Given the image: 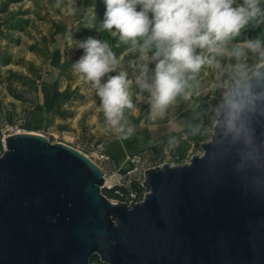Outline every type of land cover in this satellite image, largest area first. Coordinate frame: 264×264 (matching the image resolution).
<instances>
[{
	"label": "water",
	"instance_id": "water-1",
	"mask_svg": "<svg viewBox=\"0 0 264 264\" xmlns=\"http://www.w3.org/2000/svg\"><path fill=\"white\" fill-rule=\"evenodd\" d=\"M257 72L224 96L203 153L149 169L148 194L131 207L103 194L102 169L80 151L10 135L0 156V264H264Z\"/></svg>",
	"mask_w": 264,
	"mask_h": 264
},
{
	"label": "rangeland",
	"instance_id": "rangeland-1",
	"mask_svg": "<svg viewBox=\"0 0 264 264\" xmlns=\"http://www.w3.org/2000/svg\"><path fill=\"white\" fill-rule=\"evenodd\" d=\"M104 11V0H0V136L6 130L39 134L89 157L104 142L116 163L139 157L152 168L189 164L211 140L224 96L257 70L236 79L227 69L231 61L218 57L220 67L202 66L186 94L155 119L133 87L135 110L126 115L135 130L128 137L117 136L97 111L95 90L72 68L83 53L76 40L89 35L107 39L122 56L120 66L128 67L127 45L100 24ZM262 32L264 24L250 25L237 39ZM247 62L257 61L250 55ZM4 151L0 141V156ZM91 263L104 264L100 256Z\"/></svg>",
	"mask_w": 264,
	"mask_h": 264
},
{
	"label": "clouds",
	"instance_id": "clouds-1",
	"mask_svg": "<svg viewBox=\"0 0 264 264\" xmlns=\"http://www.w3.org/2000/svg\"><path fill=\"white\" fill-rule=\"evenodd\" d=\"M104 4L100 24L127 45L128 67L120 66L122 56L107 39L89 35L76 40L75 47L83 53L72 68L95 90L97 111L117 136L128 137L135 130L126 115V110H135L133 87L155 119L186 94L202 66L220 67L218 57L231 61L227 69L236 79L257 69L264 78V32L237 39L250 25L264 24L261 0H104ZM92 15L96 17L95 10ZM250 55L255 64L247 62ZM237 105L239 99L233 97L230 106Z\"/></svg>",
	"mask_w": 264,
	"mask_h": 264
},
{
	"label": "built area",
	"instance_id": "built-area-1",
	"mask_svg": "<svg viewBox=\"0 0 264 264\" xmlns=\"http://www.w3.org/2000/svg\"><path fill=\"white\" fill-rule=\"evenodd\" d=\"M17 129V128H16ZM22 133L19 130H6L2 132L0 141L6 148V139L13 134ZM87 156V155H86ZM96 163L104 173L103 194L114 204H126L131 207L144 201L148 194L146 187V172L149 167L141 158H128L122 163H116L107 153L106 145L100 143L93 149L91 157L87 156ZM107 193H112L109 197Z\"/></svg>",
	"mask_w": 264,
	"mask_h": 264
},
{
	"label": "trees",
	"instance_id": "trees-1",
	"mask_svg": "<svg viewBox=\"0 0 264 264\" xmlns=\"http://www.w3.org/2000/svg\"><path fill=\"white\" fill-rule=\"evenodd\" d=\"M107 195H108L109 197H111V196H112V193H107ZM96 257H97V256L93 257L92 261H93L94 259H96Z\"/></svg>",
	"mask_w": 264,
	"mask_h": 264
},
{
	"label": "bare ground",
	"instance_id": "bare-ground-1",
	"mask_svg": "<svg viewBox=\"0 0 264 264\" xmlns=\"http://www.w3.org/2000/svg\"><path fill=\"white\" fill-rule=\"evenodd\" d=\"M39 135V134H38ZM41 136V135H40Z\"/></svg>",
	"mask_w": 264,
	"mask_h": 264
}]
</instances>
